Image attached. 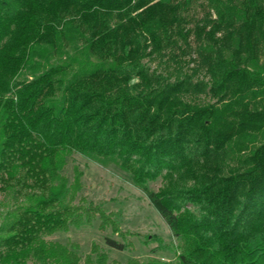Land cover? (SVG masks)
<instances>
[{
	"label": "trees",
	"instance_id": "obj_1",
	"mask_svg": "<svg viewBox=\"0 0 264 264\" xmlns=\"http://www.w3.org/2000/svg\"><path fill=\"white\" fill-rule=\"evenodd\" d=\"M191 36L187 74L175 50ZM62 49L67 78L59 63L18 79L36 50ZM154 56L174 74L150 71ZM73 153L119 162L179 239L173 261L120 263L96 244L82 260L47 240L98 220L121 237L107 247L132 249L119 212L80 195L78 166L62 174ZM15 187L0 264H264V0H0V191Z\"/></svg>",
	"mask_w": 264,
	"mask_h": 264
},
{
	"label": "rangeland",
	"instance_id": "obj_2",
	"mask_svg": "<svg viewBox=\"0 0 264 264\" xmlns=\"http://www.w3.org/2000/svg\"><path fill=\"white\" fill-rule=\"evenodd\" d=\"M205 13L206 9L202 1L192 3L188 12L191 21L186 25V28H192L204 18ZM189 43L191 49L190 51L185 50L186 55L175 50V53L184 62L181 64L182 73L187 74L191 72L194 66L190 59L195 58L196 55L194 49L196 41L193 36L189 38ZM69 57H71V54L66 49L55 52L54 55L50 52L43 54L40 50H36L35 55L31 57L30 64L19 74L18 79L28 80L30 76L41 73L46 67L59 63L68 64L69 67L65 70V77L67 78L75 69L72 65L74 63L70 61ZM143 62L150 71L161 74L165 78L169 73L174 74L177 67L176 64L169 62V67L165 68L164 59L156 56L150 59L147 58ZM194 78L203 79V73H199ZM169 80L173 81V77ZM132 83H136V80L133 79ZM199 101L206 102L207 98L201 95ZM74 165L82 171L80 195L86 196L94 204H100L108 212H119L117 218L119 230L124 239L132 244V249L117 251L107 247L105 238L121 241V237L110 229L98 230V220L90 226L69 227L66 232L55 233L47 240L64 245L76 243L82 260L89 253L92 244L99 246L106 253L108 260H116L120 263H124L130 258H136L140 261H146L150 258L161 261L174 260L179 251V239L174 236L165 221L151 205L144 190L134 185L129 173L119 167V162L116 159L89 158L73 153L66 158V166L62 170V174L67 177L69 182L72 178V167ZM161 184L162 180L158 178L153 182H148L147 188L156 191ZM22 191L24 192V189L20 190L19 187L0 191V221L5 213L14 209L21 200ZM92 257L94 258V256Z\"/></svg>",
	"mask_w": 264,
	"mask_h": 264
}]
</instances>
